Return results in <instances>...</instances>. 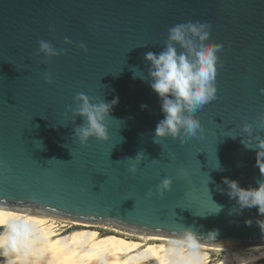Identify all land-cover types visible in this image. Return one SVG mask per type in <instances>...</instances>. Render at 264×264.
Here are the masks:
<instances>
[{"label": "water", "instance_id": "1", "mask_svg": "<svg viewBox=\"0 0 264 264\" xmlns=\"http://www.w3.org/2000/svg\"><path fill=\"white\" fill-rule=\"evenodd\" d=\"M189 21H209V41L223 44L217 99L194 113L203 128L197 138L153 143L160 101L131 69L146 76L145 53H159L168 29ZM39 40L66 52L42 64ZM262 88L264 0H0V203L212 248L264 244V217L255 207L237 214L222 182L248 188L261 179L264 162L240 143V125L257 128ZM77 93L119 97L106 141L82 147L73 138L84 121L68 123L65 108L75 107ZM138 152L145 156L132 174L126 158Z\"/></svg>", "mask_w": 264, "mask_h": 264}, {"label": "clouds", "instance_id": "2", "mask_svg": "<svg viewBox=\"0 0 264 264\" xmlns=\"http://www.w3.org/2000/svg\"><path fill=\"white\" fill-rule=\"evenodd\" d=\"M210 28L209 21H189L170 27L163 49L159 53L149 51L144 55V60L149 65L147 75L145 76L144 72L136 68L131 69L134 78H140L149 83L150 88L160 101L163 119L156 124L153 143L167 138L183 143L186 138H197L203 132L202 125L195 118L194 113L217 99L216 75L218 66L222 67L218 53L222 51L223 44L209 41ZM50 30H52L51 26ZM63 43L71 44L72 41L65 37ZM77 47L87 52L83 43L78 44ZM65 52V49H57L48 41L39 40L38 49L34 55L42 56L41 63L47 64L53 57L64 55ZM44 79L50 85L54 82L47 71L44 73ZM260 92L264 94V88L260 89ZM118 102V96L105 102L102 98L77 93L73 97L75 107L66 106L65 108V120L68 123L74 124L77 116L84 121L82 125L73 128V138L82 147L87 146L90 138L106 141L108 139L106 121L113 119L111 112ZM140 107L143 111L148 106L142 104ZM68 123L61 125L67 126ZM240 128L245 134L240 143L245 148L256 150L257 160L264 162V136L259 135V132L264 131V112L259 115L257 128L249 123H243ZM224 136L236 139L237 135L225 134ZM36 142H38L39 148L43 147L41 141ZM144 156V153L138 152L134 157L126 158L132 162V166L129 168L130 173H136V165L143 160ZM215 160L216 167L213 168L220 170L216 156ZM257 167L260 169L261 179L256 182V187L243 188L237 180L222 178L223 184L226 185V194L236 202L237 214L243 209L255 207L258 214L264 217V168L260 164H257ZM210 181L211 178L207 176V184ZM170 183L171 180L168 178L161 181L158 186L161 189V194L168 190ZM217 190L225 191L220 188ZM150 194L151 191L146 193V195ZM222 207V205H216V212H219ZM245 223L251 224L252 221L246 220ZM12 231L15 234L13 239L22 234L15 226ZM210 233L214 236L218 234L216 231Z\"/></svg>", "mask_w": 264, "mask_h": 264}, {"label": "bare ground", "instance_id": "3", "mask_svg": "<svg viewBox=\"0 0 264 264\" xmlns=\"http://www.w3.org/2000/svg\"><path fill=\"white\" fill-rule=\"evenodd\" d=\"M0 222V264H264V244L212 248L1 203Z\"/></svg>", "mask_w": 264, "mask_h": 264}, {"label": "snow or ice", "instance_id": "4", "mask_svg": "<svg viewBox=\"0 0 264 264\" xmlns=\"http://www.w3.org/2000/svg\"><path fill=\"white\" fill-rule=\"evenodd\" d=\"M3 222H0V224H2ZM16 239H13L12 240V247H13V249L15 250V248H16Z\"/></svg>", "mask_w": 264, "mask_h": 264}]
</instances>
